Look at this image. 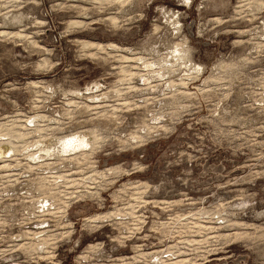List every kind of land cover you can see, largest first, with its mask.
<instances>
[{
	"label": "rangeland",
	"instance_id": "1",
	"mask_svg": "<svg viewBox=\"0 0 264 264\" xmlns=\"http://www.w3.org/2000/svg\"><path fill=\"white\" fill-rule=\"evenodd\" d=\"M6 146L0 264H264V0H0Z\"/></svg>",
	"mask_w": 264,
	"mask_h": 264
},
{
	"label": "bare ground",
	"instance_id": "2",
	"mask_svg": "<svg viewBox=\"0 0 264 264\" xmlns=\"http://www.w3.org/2000/svg\"><path fill=\"white\" fill-rule=\"evenodd\" d=\"M88 143V140L84 137V136H79V137H74L72 138L71 140H69L67 143H66V146L67 147H77V146H80V145H84ZM7 145H10V144H7ZM13 148V147H12ZM7 149H10L9 146H6L5 148H0V152L3 153L5 152V150ZM11 150V149H10ZM12 151V150H11ZM32 245V244H31Z\"/></svg>",
	"mask_w": 264,
	"mask_h": 264
}]
</instances>
